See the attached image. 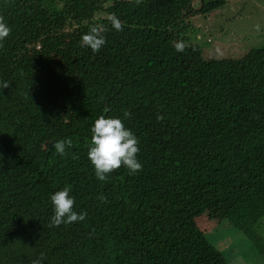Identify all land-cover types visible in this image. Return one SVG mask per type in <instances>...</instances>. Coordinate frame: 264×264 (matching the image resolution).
I'll return each instance as SVG.
<instances>
[{"label":"trees","instance_id":"1","mask_svg":"<svg viewBox=\"0 0 264 264\" xmlns=\"http://www.w3.org/2000/svg\"><path fill=\"white\" fill-rule=\"evenodd\" d=\"M192 1L142 0L144 16L166 14L165 27L122 22L116 31L101 20L74 27L75 0H0L11 28L0 47V83L10 85L0 90V264H32L41 254L42 264H226L196 221L211 198L237 231L231 238L241 231L257 241L264 48L244 53L231 74L192 47V62L173 59ZM224 4L205 0L203 10ZM95 25L106 29L98 53L81 46ZM101 115L122 119L138 138L142 170L95 177L87 151ZM68 138L67 155L54 154ZM64 187L86 219L49 227L50 197Z\"/></svg>","mask_w":264,"mask_h":264},{"label":"rangeland","instance_id":"2","mask_svg":"<svg viewBox=\"0 0 264 264\" xmlns=\"http://www.w3.org/2000/svg\"><path fill=\"white\" fill-rule=\"evenodd\" d=\"M203 2L193 0L181 13L189 25L183 29L184 34L175 32L179 40L172 42V58L179 59L182 54L187 56L188 48L192 47L194 50L199 49L205 58L219 60L224 69H228L227 74H231L237 70L239 59L244 53L253 48H264V0H225V4L213 12L200 10L197 13ZM142 7L143 4L137 5L135 0L111 8L103 0H75L70 8V17L75 24L76 20L80 24L97 20L109 22L116 17L129 24L156 29L165 27V13L153 21L148 12L144 16ZM220 29L223 30L221 34ZM177 44L184 46L185 50L177 51ZM185 60L192 62L188 56ZM216 204L217 199L211 198L204 203L205 212L196 218L210 245L225 256L226 264H264V217L255 226L257 241L250 244L241 231H238V237L231 238L237 231L226 218L221 219Z\"/></svg>","mask_w":264,"mask_h":264},{"label":"clouds","instance_id":"3","mask_svg":"<svg viewBox=\"0 0 264 264\" xmlns=\"http://www.w3.org/2000/svg\"><path fill=\"white\" fill-rule=\"evenodd\" d=\"M135 2L139 5L142 3V0H135ZM200 10H203V4L196 12L199 13ZM70 19L72 18L70 17ZM72 21L74 27H79L80 23L77 20L76 24L73 19ZM111 25L116 31H123V24L118 18L113 17L111 19ZM188 25L189 23L181 17V21L179 22L180 34H184L183 29ZM105 31L106 29L103 25L90 27L88 33L81 37V46L90 48L94 53H98L106 43V38L103 35ZM10 34L11 28L5 22L4 17L0 16V47H3L2 42ZM178 40H174L173 42ZM175 47L177 51L185 50V47H181L179 44L175 45ZM9 87L8 82L0 83V90ZM129 116L130 113L125 111L124 118H128ZM157 118L158 120L163 119L161 116ZM66 119H69V117H66ZM90 132L91 140L87 151V159L90 161L94 169L95 177L98 180H107L113 172L122 167L128 169L129 175H133L142 170V164L137 159L140 151L139 140L130 129L125 127L122 119L101 115L94 121ZM72 144L73 142L70 138L58 140L53 144L54 154L66 156V149L71 148ZM73 158L78 157L74 156ZM98 198L102 201L104 200L103 197ZM50 201L53 207V215L50 218L49 227H59L62 224L69 225L75 222H82L86 219V212L77 213L74 211L75 200L70 195L69 187H64L62 190L56 191L51 195ZM43 259V254H41L40 258L32 261V264H42Z\"/></svg>","mask_w":264,"mask_h":264}]
</instances>
